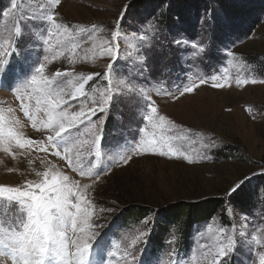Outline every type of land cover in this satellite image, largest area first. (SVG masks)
Here are the masks:
<instances>
[{
  "label": "rangeland",
  "instance_id": "obj_1",
  "mask_svg": "<svg viewBox=\"0 0 264 264\" xmlns=\"http://www.w3.org/2000/svg\"><path fill=\"white\" fill-rule=\"evenodd\" d=\"M139 1L142 2L141 8L137 11L129 9L130 5ZM9 6L10 0H0V10ZM42 6L47 7L48 0H25L22 8L29 14L39 13ZM54 11L59 13L57 19L60 22L85 25L87 32L92 31L91 25L99 27L94 39H89L87 33L74 35L73 40L79 43L74 64L68 63L69 53L65 50V56L47 66L46 74L57 69L84 74L102 73L109 59L98 55V47L96 54L90 49L93 44L99 46L101 37L110 40L119 20L117 76L136 70L126 58L129 52L135 55L133 45L139 43L138 36L149 22L158 21L154 48L149 53L145 69V87L149 84L154 88L166 86L174 91L175 86L185 81L186 75H212L225 67L230 78L227 82L222 81L226 83L223 88H213L209 83L176 101L153 93L160 114L181 126L169 134L187 137L174 143L193 159V163H187L182 157L169 159L141 155L128 166L116 168L103 177L91 196L95 212L100 217L97 223L104 225L101 230L104 239L119 240L125 234H134L138 230L150 233L146 243L141 242L138 246L143 253L141 259L144 264H155L157 256L161 257L163 264H169V253L173 250L178 251L177 258L188 255L190 250L198 248L199 240L205 239L199 233L206 229L209 222L229 229L236 225L239 232L247 217L245 230L248 239L255 235L264 241V180H261L264 178V83L260 82L264 81V0H61ZM178 16L185 20L181 33L173 28ZM12 27L10 18L0 17V42L8 38ZM177 36L200 43L206 49L195 67L190 49H175L172 41ZM37 42L34 36H25L19 44L21 52L15 58L13 67H18L21 75L28 70L25 61L31 58L34 62L36 59L32 53L36 51L34 45ZM39 51L42 59L43 49ZM228 51L234 52L235 58L228 57ZM237 78L255 79L257 82L237 86ZM71 79L72 76L67 78ZM93 86L103 87L104 84L101 80H94L86 88L91 91ZM66 90L74 91L67 82ZM0 101L16 109L13 113L16 119L26 121L19 111V101L15 100L10 90L0 88ZM34 105L33 100L30 107L35 113ZM136 111L129 101L117 102L113 106L104 128L105 155L100 163L119 152L121 146L134 137L137 141L141 138L137 135L139 116L133 115ZM36 114L38 117L42 115ZM139 126L145 127L143 135L151 134L150 126ZM184 129L191 131L185 133ZM24 131L28 135H37L30 123ZM207 144L215 146L205 148ZM16 151L19 153L20 150ZM202 156L209 158L201 159ZM29 158L35 161L33 165H29ZM42 159L64 168L63 161L57 162L55 157H46L43 153L17 154L13 158L0 150V184L21 186L26 180H36L35 170L44 167L40 164ZM90 159V153L85 151L82 157L84 164L90 166ZM92 162L96 163L95 160ZM10 168L14 171L9 172ZM245 176L248 180L242 190L249 197L246 207L230 205L227 201L232 195H228L229 190ZM209 200H224L226 204L211 219L191 224L188 233L183 230L184 219H171L166 214L168 206ZM106 208L113 211H100ZM13 211L15 209L11 205L0 201V216L7 218V214ZM173 235L175 243H171ZM254 247L256 251L264 250L261 245L254 244ZM253 261L259 264L255 255ZM230 264H247L243 249H237Z\"/></svg>",
  "mask_w": 264,
  "mask_h": 264
},
{
  "label": "snow or ice",
  "instance_id": "obj_2",
  "mask_svg": "<svg viewBox=\"0 0 264 264\" xmlns=\"http://www.w3.org/2000/svg\"><path fill=\"white\" fill-rule=\"evenodd\" d=\"M24 2L10 0V6L0 10V17L6 20L10 18L13 24L8 38L0 42V88L10 90L15 100L19 101V111L26 118L23 122L16 119L13 115L16 109L0 101V150L13 158L17 154L43 153L46 157H55L57 162L63 161L64 168H58L57 163L42 159L40 164L44 167L35 170L36 180H26L21 186L0 184V201H5L15 209L7 214V218L0 216V264H144L141 259L143 253L138 246L141 242L146 243L150 233L138 230L134 234H125L119 240H105L101 231L104 225L97 223L100 217L95 212L91 192L102 182L103 177L110 175L116 168L128 166L135 157L141 155L150 154L169 159L182 157L192 164L193 159L174 143L187 137L169 134L181 126L160 114L153 93L176 101L209 83L213 88H223L226 86L224 82L230 79L228 69L225 67L207 76L195 73L186 75L185 81L175 86L174 91L166 86L154 88L149 84L145 87V69L149 53L154 48L157 21L149 22L138 36L139 43L133 45L135 55L129 52L126 58L136 70L117 76L115 65L120 60L118 20L111 39L101 37L99 46L93 44L90 49L96 54L98 47V55L109 59L102 73L84 74L57 69L46 74L47 66L65 56V50L69 53L68 63L74 64V56L79 47V43L73 40L74 35L87 33L89 39H94L99 26L91 25L92 31L87 32L85 25L60 22L57 19L59 13L54 9L61 4V0H48V6H42L39 13L29 14L22 8ZM184 24L183 17L178 16L173 28L181 33ZM25 36H34L38 42L34 45L36 51L32 53L36 57L35 61L31 58L25 61L28 70L21 75L18 67H13V64L20 55L19 44ZM172 43L177 51L190 49L194 67L206 53L202 44L189 41L183 36H177ZM41 48L42 59L39 51ZM227 56L235 58V53L228 51ZM69 76H72L71 80H67ZM94 80H101L104 86H93L88 91L86 85ZM66 82L74 91L66 90ZM256 82L248 78H237L235 81L237 86ZM33 100L35 113L30 107ZM121 101L132 102L137 109L133 115L139 116L137 135L141 138L137 141L134 137L131 142L121 146L119 152L100 163L105 155L104 128L109 113ZM36 113L42 115L38 117ZM29 123L36 136L24 131ZM141 124L150 126V135H143L145 127L139 126ZM189 131L184 129L185 133ZM214 146L204 145L205 148ZM16 150H20L19 153ZM85 151L91 155L88 162L90 166L82 160ZM28 163L33 165L35 161L29 158ZM247 180L245 176L237 181L228 195L241 191ZM100 211L112 212L113 209ZM246 227L247 217L239 232L236 225L229 229L209 222L206 229L199 233L205 239L198 241V248L180 258H177L178 251L173 250L169 253V264H230L237 249H243L247 264H254L253 255L258 257L259 264H264V250L256 251L254 247V244L264 247V241L255 235L249 240ZM175 241L173 235L171 243ZM155 264H163L161 257H155Z\"/></svg>",
  "mask_w": 264,
  "mask_h": 264
},
{
  "label": "trees",
  "instance_id": "obj_3",
  "mask_svg": "<svg viewBox=\"0 0 264 264\" xmlns=\"http://www.w3.org/2000/svg\"><path fill=\"white\" fill-rule=\"evenodd\" d=\"M142 7V2H135L130 5L132 11H137ZM261 180H264L262 178ZM249 200L248 194L246 191L241 190L237 193H233L228 197L227 201L230 205L237 207H246V203ZM226 202L224 200H209L201 201L191 204H176L168 206L166 208V214L171 219H184L183 221V230L188 233L191 224L200 223L211 219L213 215L224 205Z\"/></svg>",
  "mask_w": 264,
  "mask_h": 264
},
{
  "label": "bare ground",
  "instance_id": "obj_4",
  "mask_svg": "<svg viewBox=\"0 0 264 264\" xmlns=\"http://www.w3.org/2000/svg\"><path fill=\"white\" fill-rule=\"evenodd\" d=\"M21 178H22V176H21ZM32 180V179H31ZM34 180V179H33Z\"/></svg>",
  "mask_w": 264,
  "mask_h": 264
}]
</instances>
